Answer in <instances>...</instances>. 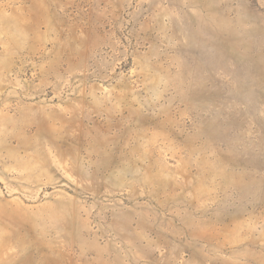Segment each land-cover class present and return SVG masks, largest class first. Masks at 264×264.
<instances>
[{
  "label": "rangeland",
  "instance_id": "374dc122",
  "mask_svg": "<svg viewBox=\"0 0 264 264\" xmlns=\"http://www.w3.org/2000/svg\"><path fill=\"white\" fill-rule=\"evenodd\" d=\"M0 264H264V0H0Z\"/></svg>",
  "mask_w": 264,
  "mask_h": 264
}]
</instances>
